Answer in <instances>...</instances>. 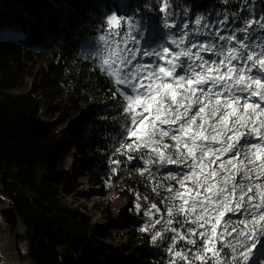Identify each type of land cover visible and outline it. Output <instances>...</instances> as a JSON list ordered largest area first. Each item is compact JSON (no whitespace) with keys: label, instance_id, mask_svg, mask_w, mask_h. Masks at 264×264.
<instances>
[{"label":"trees","instance_id":"trees-1","mask_svg":"<svg viewBox=\"0 0 264 264\" xmlns=\"http://www.w3.org/2000/svg\"><path fill=\"white\" fill-rule=\"evenodd\" d=\"M162 2L0 0V201L9 204L27 226L24 256L32 264H233V257L239 256L227 244L237 243L238 231L251 230L252 218L244 205L258 188L264 192V176L259 174L264 171L260 167L264 152L248 154L257 166L253 168L240 153L225 151L235 135L218 131L213 140L206 131L214 121L220 128L221 122L210 112L218 101L201 97L204 111L194 107L184 116L191 97H182L183 85L172 78L163 81L176 91L173 100L167 90L156 91L161 81L150 79L146 71L149 66L166 67L171 57L157 61L142 51L162 47L173 54L181 51L183 45L178 47L171 40H179L182 30L189 33L185 44L211 40L232 47L228 41H217L214 34L206 36L207 29L197 34L196 17L209 23L213 33L219 27L228 36L264 16V0H228L226 4L223 0H171L168 22L175 21L176 28L164 27ZM225 14L228 23L219 26ZM113 15L116 20L109 24ZM129 18L138 27L129 29ZM125 33L139 43L125 42ZM250 37L247 43L253 46L264 43V30L254 23ZM133 52L135 59L125 63ZM203 55L216 59L211 53ZM178 71L183 74L182 69ZM125 73L130 79L139 75L134 82L152 89L151 96L133 102L132 114L124 112L129 106L125 95L132 94L131 89L125 92L126 85L116 83ZM219 74L232 75L224 70ZM237 112L244 115L240 108ZM132 115L138 117L135 122ZM166 116L172 118L169 123H160ZM176 116L183 120L184 132ZM228 121L231 124L232 117ZM129 130L135 134L128 135ZM160 130L169 136H160ZM151 131L157 135L149 141ZM200 132L208 137L202 143L211 145L203 154L192 143L193 139L201 143L193 135ZM70 151L78 158V173L96 181L97 194L106 195L107 187L113 185L129 201L106 225L94 222L86 208L70 200L78 193L76 172L66 167ZM177 153L189 162L194 159L195 167L159 161L160 155L175 158ZM221 189L224 196H219ZM136 198L159 210L166 222L164 232L141 231L143 221L134 211ZM234 207L240 211H229ZM120 229L127 231L129 243L113 246L109 231ZM157 233L163 236L153 243ZM190 240L196 243L188 244ZM250 264H264V255Z\"/></svg>","mask_w":264,"mask_h":264},{"label":"snow or ice","instance_id":"snow-or-ice-1","mask_svg":"<svg viewBox=\"0 0 264 264\" xmlns=\"http://www.w3.org/2000/svg\"><path fill=\"white\" fill-rule=\"evenodd\" d=\"M226 4L228 0H223ZM171 0H163L161 6L159 7L160 13L164 14L165 17V28H176L179 27L175 21L172 23L168 22V18L171 15ZM219 15V14H218ZM109 24L116 20V16H110L108 18ZM123 24L124 21L122 20ZM219 26H224L228 23V15L225 14L224 18L217 22ZM256 24L259 29L264 30V16L259 19L250 20L243 27L234 29L228 36L222 35L220 28L217 27L213 33L211 25L205 23L202 17H196L195 24L198 26L196 33L199 34L200 29H207L206 36L215 35L217 41H228L234 46L225 48L224 45L218 44L208 40L206 43L192 42L191 40L188 44L184 43V37L188 36L189 33L181 31V36L179 40L173 38L171 40L172 44H176L178 47L183 45L182 50L173 54L170 52L168 47H162L161 49H152L151 51L143 50L142 54L144 56L154 57L159 60H165V56H170L171 59L166 61L165 66L153 67L149 66L146 71L150 73V79L160 80L161 84L156 91L159 93L161 89L167 90L171 94L173 100L176 98V91H174L170 84L164 83L168 78H172L178 85H183L180 88L182 97H191L189 103L185 104L183 109V115L188 116L194 107H200L201 112L204 111L201 104L203 101L201 97H206L208 101L216 99L218 102L211 106V115L215 117V120L221 122L220 128L213 125H209L206 131H208L211 139L215 140L216 133L218 131H224L225 133L231 132L235 135V140L232 144L224 149L228 152L240 153L245 159L248 160L251 167H257L250 159L249 153L253 151L264 152V43L257 44L255 46L247 43L250 40V29L253 24ZM129 29L133 27H138L133 18H129L126 22ZM189 25L185 24L184 28H188ZM111 31V30H110ZM237 33H241L242 36H238ZM126 41L128 39L132 40L133 43L138 44L139 41L135 39L134 36L129 33H125ZM101 37V40H104ZM190 45V46H189ZM260 48L259 52L255 51V48ZM127 51V49H125ZM204 53H211L216 59H207L203 55ZM183 58V59H181ZM135 59V53L131 54V59L125 61V63H131ZM242 65V66H238ZM183 70V74L178 70ZM221 70L226 73H231L230 78H226L224 75H220ZM211 74L209 75V73ZM129 73H125L123 76H118L116 83L118 85H126L125 92L127 89H131L132 94L125 95V99L129 102V106L124 108V112L127 114H132L135 109L132 107L133 102L140 103L141 96H151L152 89L150 87H143L136 84L134 81L139 79V75L132 76L129 78ZM186 82V84L184 83ZM123 94V93H122ZM134 94V95H133ZM244 94V95H238ZM223 96L222 101L219 98ZM258 98V102L249 101L253 98ZM155 99V97H153ZM179 103V101H177ZM147 110V105H144ZM237 108H240L244 115L241 116L240 112H237ZM157 110H159V105H157ZM257 115L260 119H254ZM228 117H232L231 124H229ZM138 117L132 115V121ZM159 119V118H158ZM170 117H165L160 119V123H169ZM174 120L179 123V130L181 132L185 131L184 122L179 116L174 117ZM143 123V121H141ZM249 126H251L249 128ZM257 128L260 130L257 131ZM240 129H245V131H240ZM135 133L130 131L128 135H134ZM168 131L160 130V136H169ZM157 135L155 131H151L148 134V140ZM201 139L199 145L193 139V148H198L200 153L203 154L205 148L209 151L211 150V145H204L202 141L208 139L203 132L198 134ZM259 137L258 142H251L254 138ZM176 140L177 137L173 135L171 137ZM231 138V137H230ZM250 145V146H249ZM147 146V145H145ZM193 149H189V153ZM120 151L119 149L117 150ZM133 157L129 156L128 160H132ZM160 162H166L168 164H183L186 168L192 169L195 167L194 159L193 162H189L186 158L182 157L179 153L173 156H159ZM119 163L118 161H113V164ZM155 163V161H153ZM260 167L264 168V161H261ZM117 169L113 167V172L115 173ZM245 174L249 169H244ZM260 176H264V171H261ZM169 179H179L178 177H169ZM249 184L252 183L251 180L248 181ZM241 191L243 187L241 186ZM179 195V193H177ZM259 196V201L254 199V196ZM219 196H224V190H219ZM227 197H225V200ZM247 202L244 205V211L251 219V230L245 232L237 233L234 239L237 240L235 245L228 243L227 247L231 249L232 253H239V256L233 257V264H250V262L256 260L261 255H264V192H261L259 188L251 196H247ZM155 207V206H154ZM137 211H140L139 205H137ZM229 211L238 212L239 207H234L229 209ZM147 215V213H146ZM159 223V221H157ZM141 231H147L146 228L141 229ZM162 233H157L156 236L152 237L153 243L158 237H162ZM174 239V237H173ZM196 241L190 240L188 244H195ZM180 254L177 253V256Z\"/></svg>","mask_w":264,"mask_h":264},{"label":"rangeland","instance_id":"rangeland-1","mask_svg":"<svg viewBox=\"0 0 264 264\" xmlns=\"http://www.w3.org/2000/svg\"><path fill=\"white\" fill-rule=\"evenodd\" d=\"M78 166V158L73 154V151H70L66 167L76 172L74 181L75 189L78 191L76 199L70 200H77L78 205L83 209L86 208L94 222L106 225L107 219L118 214L119 211L125 208V205L128 207L129 201L126 197L120 195L113 185L107 187L106 195L97 194L96 190L99 186L96 181L84 176L82 173H78ZM70 200H68L69 203ZM137 205H139L140 211H137ZM134 211L140 214L144 228H149L151 233L154 234L157 230L162 232L166 230V222L154 205L136 198ZM27 232V226L10 205L0 201V264H32L24 256L27 249ZM109 232H111L109 234L113 237V243H111L113 246L128 245L129 238L126 239L127 231L125 229ZM107 242L109 243L110 241Z\"/></svg>","mask_w":264,"mask_h":264}]
</instances>
